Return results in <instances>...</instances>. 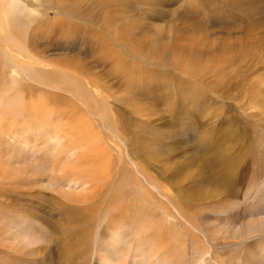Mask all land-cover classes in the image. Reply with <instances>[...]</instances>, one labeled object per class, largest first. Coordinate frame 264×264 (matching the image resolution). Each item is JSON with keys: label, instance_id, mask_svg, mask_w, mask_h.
<instances>
[{"label": "rangeland", "instance_id": "374dc122", "mask_svg": "<svg viewBox=\"0 0 264 264\" xmlns=\"http://www.w3.org/2000/svg\"><path fill=\"white\" fill-rule=\"evenodd\" d=\"M28 3L47 23L14 7ZM77 3L0 0V24L25 22L24 38L0 40V264H63L46 225L60 219L52 210L66 203L53 190L63 185H54L52 157L39 144L53 125L65 138L72 125L91 128L83 148L93 150L103 198L123 200L136 217L125 224L128 237L104 238H117L123 264H240V255L264 252V225L258 237L248 233L264 215V0H107L106 15L90 27L91 38L105 41L100 58L79 40L89 24L66 15ZM69 62L91 69L97 84L62 65ZM126 120L144 153L121 131ZM148 236L151 256L143 254L150 241L132 249L134 238ZM79 250L74 264H105L95 246Z\"/></svg>", "mask_w": 264, "mask_h": 264}, {"label": "bare ground", "instance_id": "6f19581e", "mask_svg": "<svg viewBox=\"0 0 264 264\" xmlns=\"http://www.w3.org/2000/svg\"><path fill=\"white\" fill-rule=\"evenodd\" d=\"M77 1H78V3L74 4V10H73L72 14L66 13V15L69 18H75L76 20H80L81 22H83L81 24V26H79V27H82L83 29H86L87 27H85V26L87 24H89V30H84V32H85V34H87V36L86 37L81 36V38H79V40H81V44L84 46V48H88V49L91 48V52L96 53V54L92 53L91 55H93V56L98 55L100 58L102 53H103L105 41H103L104 40L103 38L102 39L91 38L90 34H91V36H93L95 34V31L90 27H93L94 25L97 24L96 22H94L95 20H97V19L100 20L104 15H106L104 13H105L106 8H107V0H77ZM58 2H59V0H58ZM60 2L61 3L57 4L55 7H57V9H59L61 11H64L65 10L64 9L65 4L62 1H60ZM14 7L17 8L18 13H22L23 14L22 16H25L27 18H29L30 16L31 17H38V16L41 17V15H42V13H40V11H38V9H37L38 6L33 5L32 3H28V7H25L23 5H15ZM99 8L102 9V11H103L102 14L99 12ZM2 18H3V14H0V22H1ZM44 18L45 19L42 18V21L44 20L46 22V17H44ZM10 21L12 22L11 27L6 26V24L5 25H2V23L0 24V40L2 42H4L6 45L7 44H15L16 42L14 41V39L17 36H18V39H22L25 37L24 31H23V27H24L25 22L22 23L23 19H20V20L16 19V20H10ZM63 22H64V20H63ZM100 26H101V24L99 25V27ZM8 28H9V34L7 33ZM74 28H73V30H75ZM77 28H78V26H77ZM260 43H261L260 44V46H261L260 50H264V36H263ZM94 45L98 46L100 50H97L95 52L93 50ZM0 50H1L0 51L1 55H4V52L2 51L1 48H0ZM32 54L35 55V53H32ZM99 58L95 57L96 60ZM153 62H152V64H154ZM62 65L65 68H67V70H71V71L73 70V72H74L73 74H76L78 77L88 79L90 82L97 84L96 79L93 78L94 77L93 75L95 73L91 69H88L86 66L82 65L85 68L77 67V63L74 64L72 62L66 63V65H64V64H62ZM168 65L169 64H165L164 68H167ZM77 96H79L80 99L85 101L86 103H89V101H90L89 97L82 96L81 93H79ZM188 96H190L188 93H184V92L182 93V99H186ZM101 107H102L101 105H97L96 109H101ZM135 108L131 111V114L137 115V116H143L140 113L141 108L139 110L135 109ZM54 124H56V123H54ZM63 129H64V127L61 128L58 125H55V126L53 125V128L52 127L49 128V131L48 130H44V131L42 130L43 138L42 137L39 138V142H40L39 144L40 145L43 144L44 147L47 149V151L50 152V155L52 157L50 159L51 165L55 166V169H51V173H52L51 177L55 181L54 185H56L57 187L61 186L60 183H62V185H63L61 187V189L58 188V189L53 190V191H55V193L57 195H59L64 200V202L66 203V204H61L59 207L53 208L52 213L59 216L60 217L59 220L63 219L65 221H67L69 223L68 227L65 228L59 222H56L58 219L57 220H50V221L46 222V225L48 224L49 228H51V230L53 231V234L55 237V240H53V242L55 243V245L57 246V248L59 250V256H58L59 261L62 262L63 264H74L77 261V258L79 256L80 246H85V248L95 246V252L94 253L97 255L99 263L103 262L105 264H123L121 259H120V255H119L122 252V248L116 247V245L118 244L117 238L111 237L107 241L106 245H103V242H104V238H106V235L114 236L115 234H118L122 238L128 237V232H127L128 230L125 228V226H126L125 224H127L130 220L133 219L132 214L127 213L130 211L128 209V207L125 210V208L123 206V200H120L117 197L116 198H110V199L103 198L104 197L103 194L105 193V190L99 186L100 179L99 180L95 179V177H93L95 173L93 174V171L90 170L92 165L96 164L95 160H94L95 155L93 157V155L91 154L93 150L83 148L84 142L86 141L85 139L88 138L91 134V131H92V130L90 131L91 128L87 127V126L79 128L76 126V124L70 126L69 128H65V130L67 132V133L65 132V134H66V136H68V138L63 137L64 134L61 133V131ZM121 131H123L125 133L126 140L128 141L129 145L132 147V149L134 151H137L139 153L145 152L143 150V147L141 146L142 143H141L139 137L137 136L138 132L136 130L132 129L131 127H129V122H127V120L121 126ZM91 138L92 137L90 136L89 140H91ZM155 139H157V138L155 137ZM65 140H67V141H65ZM94 140H97V139H94ZM97 144H99V143H97ZM96 152H97V150H96ZM94 153H95V151H94ZM28 156L29 155H27V156L25 155V157H27V158H28ZM98 156L99 155H97V157ZM25 157H24V159H26ZM35 160L36 159H34V161ZM97 161H98V158H97ZM21 162H22V160H21ZM57 164L60 165L61 167L58 166L59 168H57ZM217 167H220V166L217 165ZM33 171L34 170H32V172ZM18 173H20V172H18ZM27 174H30V172L29 173L27 172ZM27 174L25 175L26 177H27ZM35 176H36V174H35ZM224 176L226 177V174L225 175L222 174L219 177L223 179ZM14 177L15 176H13V178ZM53 180H51V181H53ZM20 183H24V180H23V182H20ZM14 184H16V183H14ZM25 185L26 184H24V186ZM65 188H67V189H65ZM89 188H90V192H87V190ZM183 192L186 193V190H183ZM101 195H102V197H100ZM100 198L104 199L103 200L104 202L102 201L101 204L99 203ZM138 198L141 199L142 197L138 196ZM190 202H191V200H190ZM151 203H153V202H151ZM70 204L71 205L74 204L76 206H69ZM262 204H263L262 206H264V203H262ZM103 206H105V208L103 209L105 217L100 220V224L98 226L96 225V233H94L95 235L94 234L91 235V231H90L89 227L92 223V219L97 213H99V211H101L100 209ZM70 207L72 209H70ZM258 207H260V206H257V208ZM123 209H124V211H123ZM249 209L251 211L254 210V206L249 207ZM249 209H247V210H249ZM247 210H242V211L246 212ZM263 211H264V209H263ZM259 214H262V213L259 212ZM34 218H35L34 216L30 215V218H28V219L33 220ZM229 218L230 217H228V220H229ZM135 219H136V217H135ZM134 220H132V221H134ZM138 220L139 219H137V221ZM144 222H145V220H144ZM28 223H29V221H28ZM137 223H139V222H137ZM263 225H264V215H261L259 222H256L255 225L252 227H248V233H251L255 237H258V235L256 233L257 232L259 234L261 233V228ZM130 226H132V225H130ZM136 226L139 228V225H136ZM233 226H235V225H233ZM239 232L240 231H238V233ZM227 233H228V231H227ZM238 233L237 232H236V234L232 233L231 236L234 238H236V237L240 238L241 236H244L243 233L240 235H237ZM224 234L226 235V233H224ZM30 236H33V234ZM30 236H29V238H30ZM39 240L37 238L32 237V239L30 241L32 242V244H37L39 242ZM141 240H144L145 243H147V241H150L147 244V249H145V251H143V254L144 253L150 254V256H151L153 251L150 250V246L152 245V243H151L152 238L150 236L134 238L131 242L132 249L138 250V248H139L138 243H139V245L142 244ZM40 247L41 246H38L37 248L39 249ZM263 248H264V246H263ZM107 249L111 250L110 253L107 251ZM261 250H262V248H259L257 250L252 249L251 251H249V253H244V254L240 255V260H241L240 264H264V252H261ZM81 251H82V249H81ZM263 251H264V249H263ZM141 253H142V251H141ZM112 254H116V256H112ZM151 258L153 260L157 259L156 256H152ZM236 264H239V262Z\"/></svg>", "mask_w": 264, "mask_h": 264}]
</instances>
